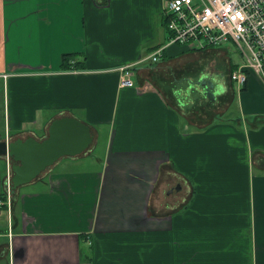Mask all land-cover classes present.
<instances>
[{
	"label": "crops",
	"instance_id": "0c3cea01",
	"mask_svg": "<svg viewBox=\"0 0 264 264\" xmlns=\"http://www.w3.org/2000/svg\"><path fill=\"white\" fill-rule=\"evenodd\" d=\"M165 1L0 0V142L63 117L94 132L10 200L0 157V264H264V81H233L231 45L148 60L170 38Z\"/></svg>",
	"mask_w": 264,
	"mask_h": 264
},
{
	"label": "built area",
	"instance_id": "2783aa9c",
	"mask_svg": "<svg viewBox=\"0 0 264 264\" xmlns=\"http://www.w3.org/2000/svg\"><path fill=\"white\" fill-rule=\"evenodd\" d=\"M164 16L170 38L148 60L159 61L163 50L171 45L203 51L233 44L243 58L232 72L233 81L244 87L253 73L264 81V0H166ZM140 63L119 68L120 87L135 86V67ZM7 157L10 200L13 172Z\"/></svg>",
	"mask_w": 264,
	"mask_h": 264
},
{
	"label": "water",
	"instance_id": "95a60500",
	"mask_svg": "<svg viewBox=\"0 0 264 264\" xmlns=\"http://www.w3.org/2000/svg\"><path fill=\"white\" fill-rule=\"evenodd\" d=\"M206 94L212 96L210 81H202ZM93 129L74 118L54 120L46 138L35 137L0 142V157L9 155L14 162L12 192L37 178L43 171L63 157H75L86 151L93 143Z\"/></svg>",
	"mask_w": 264,
	"mask_h": 264
},
{
	"label": "rangeland",
	"instance_id": "374dc122",
	"mask_svg": "<svg viewBox=\"0 0 264 264\" xmlns=\"http://www.w3.org/2000/svg\"><path fill=\"white\" fill-rule=\"evenodd\" d=\"M24 25H26V23H22L20 26L23 27ZM28 32L29 31L27 29V30H25L24 33H28ZM226 45H231L235 48V46L232 44H226ZM21 49L23 50V49H25V47L22 45ZM235 50H236V48H235ZM22 58H23V56H22ZM24 61H25V59H24ZM9 98H10V96L8 95L7 87L4 88V85L0 81V111L2 113V114L0 113V126H1V124L2 125L4 124V116H6V118H8V116L6 115V112H5V106H8ZM98 131L101 133V137H100L101 143L99 142L98 145H94V146H96L94 149H93V147L91 149L95 150L94 151L95 155L102 156L103 152L105 151L106 145H107V143H106L107 131L103 127L98 128ZM89 160H92L91 157H89ZM92 165H95L96 167L98 166V164L95 161L92 162Z\"/></svg>",
	"mask_w": 264,
	"mask_h": 264
},
{
	"label": "trees",
	"instance_id": "16d2710c",
	"mask_svg": "<svg viewBox=\"0 0 264 264\" xmlns=\"http://www.w3.org/2000/svg\"><path fill=\"white\" fill-rule=\"evenodd\" d=\"M67 62H70V61H69V58H66L65 61L63 62V64L65 63L64 69H66V70L69 69V67H70V65L67 64ZM1 198H3L2 195H0V199H1ZM80 242H81V237H80ZM82 248H83V246H82ZM83 250H84V249H83ZM83 250H82V253L85 252V251H83ZM85 259H86V258L84 257V260H85Z\"/></svg>",
	"mask_w": 264,
	"mask_h": 264
}]
</instances>
